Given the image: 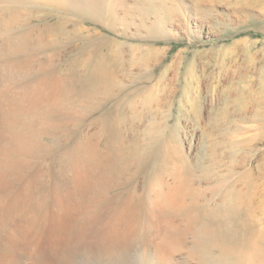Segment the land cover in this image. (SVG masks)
<instances>
[{
  "label": "rangeland",
  "instance_id": "1",
  "mask_svg": "<svg viewBox=\"0 0 264 264\" xmlns=\"http://www.w3.org/2000/svg\"><path fill=\"white\" fill-rule=\"evenodd\" d=\"M179 1L186 4L189 22L185 25L182 20L162 38L136 39L134 27L125 33L120 23L110 30L97 20L85 22L125 48L133 47L126 59L134 64V74L131 79L123 75L126 84L152 76L145 89L126 99L137 109H132L136 114L125 111L127 133L137 137L139 129L150 123L179 128L176 136L167 134L162 149L150 160L152 169L144 172L131 166L132 172L105 186L85 174L86 167L78 166L75 156L62 153L63 137L41 135L35 140L30 130L20 135L0 120V264H144L145 252L161 251L184 260L183 249L164 244L161 228L166 220L181 222L189 213L201 221L231 185L241 180L245 185L247 170L249 178H255L250 185L252 207L257 218L263 217L264 0ZM31 16L25 12L22 20L38 22ZM72 47L67 44L64 55ZM7 51L0 48V77L12 75L13 62L20 57ZM188 79L193 87L183 96ZM99 114L94 111L87 125L72 124L71 131L85 126L92 130L89 123ZM231 129H237L235 137L230 136ZM34 143L48 150L38 153ZM211 147H217L216 152L210 154ZM168 149L184 153L191 166L184 172L189 185L183 210L161 216L153 200L162 180L176 177L171 176L174 165L185 169L182 156L167 158ZM204 160L210 168L199 164ZM135 187L141 197L134 206L140 207L141 221L149 222L132 241L123 232L126 219L116 220L114 215ZM106 236L113 238L110 247L104 243Z\"/></svg>",
  "mask_w": 264,
  "mask_h": 264
},
{
  "label": "bare ground",
  "instance_id": "2",
  "mask_svg": "<svg viewBox=\"0 0 264 264\" xmlns=\"http://www.w3.org/2000/svg\"><path fill=\"white\" fill-rule=\"evenodd\" d=\"M185 9L186 4L181 5L179 0H0V48L20 56L13 62L12 75L0 77V120L18 134L30 130L35 140L41 135L63 137L62 153L75 156L78 166L86 167L84 173L95 176L105 186L121 174L130 173L131 166L144 172L152 169L150 160L162 149L167 134H177L178 127L150 123L139 129L137 137L127 133L125 111L135 113L132 109L136 107L128 105L126 99L145 89L152 76L142 78L139 84H126L125 77L131 79L134 74V64L126 59L133 47L125 48L85 22L97 20L110 30L120 23L125 33L134 27L136 39H157L182 20L185 25L189 22ZM25 12L34 14L31 17L38 22L24 20ZM121 13L125 15L121 17ZM67 44L74 47L66 56ZM190 80H185L181 89L183 96L192 90ZM94 111L100 114L89 123L92 130L85 126L75 133L71 131L72 124L87 125ZM137 118L142 121L139 114ZM236 131H230V136L235 137ZM232 143L238 146L237 141ZM34 149L40 153L48 147L35 144ZM211 150L210 154L216 152ZM165 155L170 160L182 156L185 169L174 165L175 175L171 172V176L176 177L162 180L159 195L153 200L161 216L183 210L184 192L189 185L184 172L191 166L188 157L176 149H168ZM205 162L199 164L210 168V162ZM249 172L243 174L249 182L243 180L244 185L241 180L231 185L201 221L185 212L181 222L166 220L160 233L164 244L183 249L184 260L165 251L145 252L144 264H264V215L257 218L252 207L250 185L255 178H249ZM140 197L137 187L127 192L114 215L116 220L126 219L123 232L131 240L149 222L146 217L141 221L140 207L134 206ZM104 239L109 247L113 244L111 236Z\"/></svg>",
  "mask_w": 264,
  "mask_h": 264
}]
</instances>
